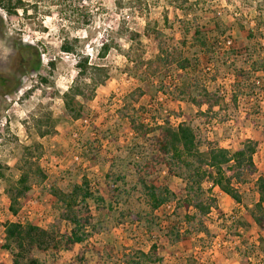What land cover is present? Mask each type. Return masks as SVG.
Wrapping results in <instances>:
<instances>
[{
    "label": "rangeland",
    "instance_id": "obj_1",
    "mask_svg": "<svg viewBox=\"0 0 264 264\" xmlns=\"http://www.w3.org/2000/svg\"><path fill=\"white\" fill-rule=\"evenodd\" d=\"M23 2L26 11L12 15L0 8V76L11 90L2 93L0 81V263L11 261L2 246L8 221L70 229L52 193L68 191L84 177L94 195H106L103 203L95 197L89 204L96 215L88 239L90 264L96 259L123 264L126 254L149 251L152 244L159 257L155 264H264V228L251 215L258 200L255 180L264 176V74L258 66H264V0ZM145 26L150 40L143 35ZM194 29L204 44L191 40ZM64 39L71 51L62 50ZM103 42L109 48L102 55ZM19 43L35 49L36 69L22 60L20 50L26 56L29 50ZM81 57L104 67L106 74H91L97 85L83 101V115L75 119L61 95ZM182 57L190 60L186 70L176 63ZM129 117L154 129L142 136L143 129L130 127ZM48 118L53 127L41 136L35 120L47 129ZM163 122L192 125L202 149L234 151L246 139L255 142L254 172L235 183L239 203L205 177L202 185L211 208L189 224L179 204L184 181L159 167L152 173L155 183L173 196L156 211L138 190H122L139 183L135 163L156 152L152 138L158 133L156 123ZM24 156L40 165L45 178L30 180L31 189L19 198L14 215L7 189L18 179ZM121 172L124 180L114 181ZM115 187L120 196L110 198ZM77 248L60 250L56 262L65 264Z\"/></svg>",
    "mask_w": 264,
    "mask_h": 264
},
{
    "label": "trees",
    "instance_id": "obj_2",
    "mask_svg": "<svg viewBox=\"0 0 264 264\" xmlns=\"http://www.w3.org/2000/svg\"><path fill=\"white\" fill-rule=\"evenodd\" d=\"M0 8L9 15L15 14L17 9L26 11L23 0H0ZM143 32L144 36H150L147 26L144 27ZM148 39L150 40L149 37ZM191 40L193 42L200 40L201 44H204L198 29L192 31ZM19 47L29 50L27 56L20 50L21 57L23 56L22 60L31 69H36L39 64V58L35 49L26 43H19ZM61 48L66 52L73 49L65 39ZM108 48L109 43L103 42V52L101 54L103 55ZM176 63L179 69L186 70L190 60L187 57H182L176 60ZM49 64L54 65L52 61ZM76 66L77 70L73 75L71 85L61 95L66 111L75 119L83 115L85 111L83 101L91 98L97 85L98 81H95V78L91 74L94 72H98L99 75L106 74L104 67L91 64L88 62L87 57H81L77 61ZM258 66L262 68L264 74V66ZM41 80L45 82L47 79L41 77ZM102 80L101 78L100 82ZM0 81L3 85L1 92H11L5 82L4 76H0ZM213 102L216 103V100ZM49 118L46 121L50 122L47 124V129H42V122L37 119L35 120L34 126L39 135L43 136L49 133L50 128L53 127V123L49 121ZM129 125L134 131L143 129L142 136H145L146 133L154 129V127H148L146 124L135 121L133 118L129 119ZM156 125L158 133L152 138V144L156 152L150 156V159H145L142 164L136 161L134 168L138 174L139 183L128 187L124 185V189L122 190L129 194L133 190H138V192L143 194L151 212L156 211L163 204L170 202L173 196L168 187L159 186L155 183L157 175L154 177L152 174L154 170H158V167L161 169L165 168L168 175H176L184 181L185 195L179 204H182L184 219L189 224H193L195 220L207 214L211 208L212 199L205 195L202 185L205 177L210 180L211 186L217 187L233 199L234 202L239 203L241 201V195L235 183L244 182L246 175L254 172L252 158L256 145L254 141L246 139L234 151L220 146H208L202 149L203 143L199 139L196 129L189 123H179L173 126L172 124L163 122L156 123ZM29 149L26 147L27 151ZM23 158L19 166L21 173L18 179L10 189H7L10 198L9 210L14 215L18 213L19 198L24 197L31 189L30 180L45 178L44 172L37 162L29 161L26 156ZM105 176L110 177L108 173ZM124 178V172H121L116 173L113 180L123 181ZM89 183L88 179L83 177L81 183H74L68 191L52 193L63 206V217L71 225L68 230L63 232L52 231L23 220L6 222L2 246L11 255L10 264H58L56 260L60 250H72L76 247L78 248L73 257L65 264H90L91 256L87 255L89 250L88 239L95 232V223L92 221L96 215H93L89 209V204L90 200L95 197H99V200L103 203L106 195H94L89 187ZM137 184L140 185L141 190L138 189ZM255 185L258 200L254 204L251 215L255 224L263 229L264 176H258L255 180ZM110 195V198L119 197V188L115 187L111 189ZM115 201L117 202V199ZM96 204L97 207L103 206L99 203ZM108 206L110 208V203H108ZM149 221L151 224H154L153 218H150ZM195 229L201 230L199 227H195ZM170 232L172 233V231ZM174 237L176 239L179 238V234L174 233ZM94 252L97 258L101 257L98 251L94 250ZM157 260H159V257L156 246L152 244L149 251H136L135 253L126 254L123 264H155ZM94 264L103 263L99 259H96Z\"/></svg>",
    "mask_w": 264,
    "mask_h": 264
}]
</instances>
